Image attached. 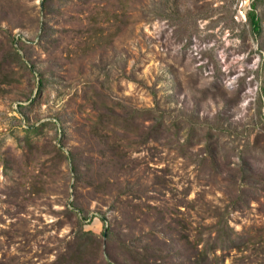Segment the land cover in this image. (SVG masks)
Segmentation results:
<instances>
[{"label": "rangeland", "instance_id": "1", "mask_svg": "<svg viewBox=\"0 0 264 264\" xmlns=\"http://www.w3.org/2000/svg\"><path fill=\"white\" fill-rule=\"evenodd\" d=\"M145 248L264 264V0H0V264Z\"/></svg>", "mask_w": 264, "mask_h": 264}, {"label": "trees", "instance_id": "2", "mask_svg": "<svg viewBox=\"0 0 264 264\" xmlns=\"http://www.w3.org/2000/svg\"><path fill=\"white\" fill-rule=\"evenodd\" d=\"M247 21H248V24L250 25L252 31L254 32H258L260 30V22L254 12V5H252V9L250 11H248L247 13ZM105 235L106 236H109L111 235V229H109L108 227L105 228ZM228 240V239H227ZM215 241L216 242H223V239L221 237V235L219 236H216L215 238ZM137 256L141 257L140 260H138V264H156V258L155 259H152V260H149L147 258V251H146V248L145 249H142L140 251H137Z\"/></svg>", "mask_w": 264, "mask_h": 264}]
</instances>
